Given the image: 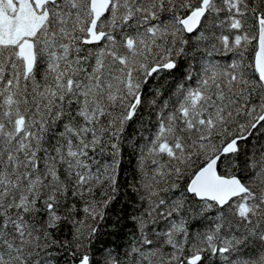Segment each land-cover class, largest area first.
Returning <instances> with one entry per match:
<instances>
[{"label":"snow or ice","instance_id":"6c2138e0","mask_svg":"<svg viewBox=\"0 0 264 264\" xmlns=\"http://www.w3.org/2000/svg\"><path fill=\"white\" fill-rule=\"evenodd\" d=\"M0 264H264V0H0Z\"/></svg>","mask_w":264,"mask_h":264}]
</instances>
